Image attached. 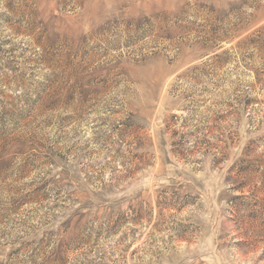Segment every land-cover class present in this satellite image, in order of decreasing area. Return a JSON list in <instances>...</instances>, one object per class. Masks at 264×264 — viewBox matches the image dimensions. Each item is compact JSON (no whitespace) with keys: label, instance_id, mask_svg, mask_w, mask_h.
Segmentation results:
<instances>
[{"label":"rangeland","instance_id":"rangeland-1","mask_svg":"<svg viewBox=\"0 0 264 264\" xmlns=\"http://www.w3.org/2000/svg\"><path fill=\"white\" fill-rule=\"evenodd\" d=\"M0 264H264V0H0Z\"/></svg>","mask_w":264,"mask_h":264}]
</instances>
